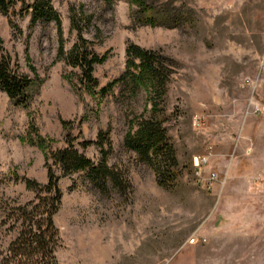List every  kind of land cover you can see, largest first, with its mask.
Returning <instances> with one entry per match:
<instances>
[{"label": "rangeland", "instance_id": "rangeland-1", "mask_svg": "<svg viewBox=\"0 0 264 264\" xmlns=\"http://www.w3.org/2000/svg\"><path fill=\"white\" fill-rule=\"evenodd\" d=\"M23 1L35 0L0 13V38L37 84L26 106L0 89V222L35 194L22 177L47 181L45 156L66 145V133L82 150L80 142L103 132L107 163L124 170L132 188L102 194L86 171L63 175L52 164L62 190L53 216L58 264H264V0H174L193 8L194 20L173 29L133 27L131 0H50L61 33L54 20L32 24L31 10L20 15ZM73 13L90 16L81 34L108 54L95 65L94 92L58 52L77 40ZM129 40L176 63L163 101L182 168L173 189L124 146L132 116L150 107L148 95L139 89L131 97L120 83L100 93L125 71ZM99 151L90 144L84 154L98 162ZM196 156L206 163L195 165ZM6 228L0 252L16 234Z\"/></svg>", "mask_w": 264, "mask_h": 264}, {"label": "trees", "instance_id": "trees-1", "mask_svg": "<svg viewBox=\"0 0 264 264\" xmlns=\"http://www.w3.org/2000/svg\"><path fill=\"white\" fill-rule=\"evenodd\" d=\"M16 1L0 0V13L8 15ZM105 1L109 3L111 0ZM131 1L137 5L131 14L133 27L150 25L173 29L194 20L193 8L185 4H175L174 0ZM28 11L31 12L32 24L41 20H54L58 32L61 33L60 17L51 6L50 0H35L32 4L23 1L19 14L23 15ZM71 11L76 10L73 7ZM89 19L87 14L79 18L73 13L71 22L72 27L76 28L77 40L68 51H64L62 43L59 44L58 52L68 65L79 69L77 80L81 87L94 92L99 86V81L94 76L95 65L104 62L108 54H97L91 48L92 41L82 36L80 25L83 21L90 23ZM125 50V71L113 82L101 87L100 93L103 94L115 83H120L122 90H126L131 97H135L139 89H143L148 95L150 107L144 113L132 116L128 123L129 130L123 138L124 146L137 154L138 161L155 169L159 185L173 189L182 168L173 138L164 124L167 117L164 115L163 101L176 63L161 49L143 48L131 40L126 42ZM35 84L37 80L35 82L27 73L20 71L17 61L7 52L3 39L0 38V89L6 92L14 104L26 106L31 100V89ZM61 122L68 130L71 123L65 120ZM75 139L70 133H66V145L45 156L48 172L46 182L42 184L33 178H21L26 188L33 189L35 194L28 202L14 206L11 214L1 220L0 225H7L6 230L16 234L7 249L0 252V264H58L55 252L59 237L53 216L59 210L62 190L58 184L60 176L54 172L52 164L59 165L63 175L86 171L92 186L102 194L108 192L110 187L124 195L131 190L132 185L125 171L107 163L111 142L104 137L103 132L98 134L96 141L80 142L82 150L77 147ZM90 144H95L100 149L101 158L98 162L84 154V149Z\"/></svg>", "mask_w": 264, "mask_h": 264}, {"label": "built area", "instance_id": "built-area-1", "mask_svg": "<svg viewBox=\"0 0 264 264\" xmlns=\"http://www.w3.org/2000/svg\"><path fill=\"white\" fill-rule=\"evenodd\" d=\"M206 161H207V158H203L201 160L197 156L194 158V164L197 165V166H199L200 164H205ZM214 177H215V173H212L210 178L213 179ZM195 241H196V237L195 236L190 239L191 243H194Z\"/></svg>", "mask_w": 264, "mask_h": 264}]
</instances>
